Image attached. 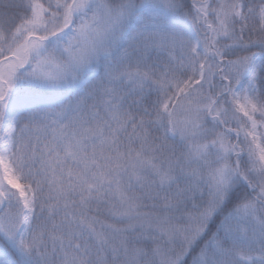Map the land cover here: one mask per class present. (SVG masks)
I'll return each instance as SVG.
<instances>
[{
  "label": "snow or ice",
  "instance_id": "1",
  "mask_svg": "<svg viewBox=\"0 0 264 264\" xmlns=\"http://www.w3.org/2000/svg\"><path fill=\"white\" fill-rule=\"evenodd\" d=\"M0 264H264V0H0Z\"/></svg>",
  "mask_w": 264,
  "mask_h": 264
},
{
  "label": "trees",
  "instance_id": "2",
  "mask_svg": "<svg viewBox=\"0 0 264 264\" xmlns=\"http://www.w3.org/2000/svg\"><path fill=\"white\" fill-rule=\"evenodd\" d=\"M233 126H235V125H233Z\"/></svg>",
  "mask_w": 264,
  "mask_h": 264
}]
</instances>
